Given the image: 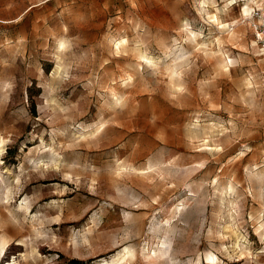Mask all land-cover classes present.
I'll use <instances>...</instances> for the list:
<instances>
[{"label":"rangeland","instance_id":"obj_1","mask_svg":"<svg viewBox=\"0 0 264 264\" xmlns=\"http://www.w3.org/2000/svg\"><path fill=\"white\" fill-rule=\"evenodd\" d=\"M254 1L0 0V264H264Z\"/></svg>","mask_w":264,"mask_h":264},{"label":"bare ground","instance_id":"obj_2","mask_svg":"<svg viewBox=\"0 0 264 264\" xmlns=\"http://www.w3.org/2000/svg\"><path fill=\"white\" fill-rule=\"evenodd\" d=\"M251 2H255V1H254V0H245V2H244L245 7H244V9H243V13H244L245 15H248L249 12H250ZM209 18L212 19V21L216 22V23L219 25V27H220V29H221L222 31H224V30L227 29V28L233 30V28H230V23H226V22H222V21H220V19H219V17H218L217 14L209 15ZM124 42H126V41L123 40L122 43H124ZM62 44H63V43H62ZM119 44L121 45V43H119ZM119 44H118V45H119ZM63 46H64V44H63ZM230 60L233 61L232 58H231ZM225 62H226L225 67L227 68V67H228V62H227V60H225ZM172 63H173V62H172ZM148 64L153 65V66H157V63L155 62V60H152V59H148ZM59 69H60V68H58V70H59ZM166 69H167V71H168V73H169L171 79H173V78H175V77H177V76L180 75L176 64H173V65L170 64V65H168V66L166 67ZM0 139H1V138H0ZM0 143L3 144V143H4V140L1 139V140H0ZM8 244H9V241H8V240H6L5 238H1V237H0V254L4 251L5 247H6ZM131 253H132L131 250H130L128 247H125V248H124L122 251H120V252L117 254V256L114 258V260H113L114 263H115V262H119L120 260H123V259L129 257V256L131 255ZM165 254H166V250H164V246L159 250L158 253H156V255H157L159 258H161V259L165 256ZM207 259H208L209 263H212V264L215 263V262H217V261L219 260L218 257H217L216 255H214V254H210V255H208ZM16 263H17V262H16Z\"/></svg>","mask_w":264,"mask_h":264},{"label":"built area","instance_id":"obj_3","mask_svg":"<svg viewBox=\"0 0 264 264\" xmlns=\"http://www.w3.org/2000/svg\"><path fill=\"white\" fill-rule=\"evenodd\" d=\"M252 26L256 35V42L264 48V11L257 13V18L253 20Z\"/></svg>","mask_w":264,"mask_h":264},{"label":"trees","instance_id":"obj_4","mask_svg":"<svg viewBox=\"0 0 264 264\" xmlns=\"http://www.w3.org/2000/svg\"><path fill=\"white\" fill-rule=\"evenodd\" d=\"M34 113H35V112H34ZM74 263H75V264H79V262H78V261H74Z\"/></svg>","mask_w":264,"mask_h":264}]
</instances>
